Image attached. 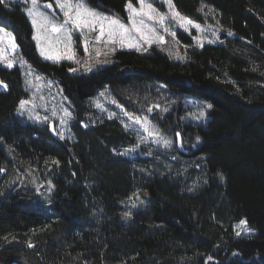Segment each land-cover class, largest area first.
I'll return each mask as SVG.
<instances>
[{
    "label": "trees",
    "instance_id": "trees-1",
    "mask_svg": "<svg viewBox=\"0 0 264 264\" xmlns=\"http://www.w3.org/2000/svg\"><path fill=\"white\" fill-rule=\"evenodd\" d=\"M87 1L126 18L129 0ZM173 1L197 21L211 5L233 34L197 46L180 31L186 61L156 46L120 49L107 66L73 73L68 62L37 54L23 5L0 0V23L36 69L61 82L74 113V139L24 121L23 75L0 66V264H264V0ZM105 85L131 111L163 90L209 102L201 123L153 116L162 129L198 139L187 156L203 169L186 176L174 154L157 149L151 157L122 153L141 135L90 105ZM136 195L144 202L126 219ZM241 220L255 232L238 236Z\"/></svg>",
    "mask_w": 264,
    "mask_h": 264
},
{
    "label": "rangeland",
    "instance_id": "rangeland-1",
    "mask_svg": "<svg viewBox=\"0 0 264 264\" xmlns=\"http://www.w3.org/2000/svg\"><path fill=\"white\" fill-rule=\"evenodd\" d=\"M8 5H14L21 3L23 11L26 13V9L31 7V0H3ZM75 2V0H73ZM89 7L95 9L96 11L103 13L105 15H115L117 16L122 22L125 24L129 23L128 20V10L126 8V18H122L114 13L107 12L103 9L98 7L91 6L88 1L86 0ZM132 5L136 8H139L140 5L138 0L130 1ZM154 8L158 9L161 13L168 12V5L166 0H148ZM51 4V8H45V4ZM129 2H127L128 4ZM126 4V5H127ZM173 4L175 5L174 1ZM39 5L42 11L46 12L49 16L53 17L58 22L64 19L62 12L56 5V0H39ZM175 9L178 8L175 5ZM179 11V10H178ZM180 12V11H179ZM181 13V12H180ZM203 13L204 19L202 21H197L189 16L190 19L195 21L196 23L200 24L203 31H199L194 27H191L190 30L186 31L183 28L178 27L174 22L166 21L165 27L170 29V32H175V37L170 34H166L161 29L160 25L156 21H151L150 26L155 27L156 33L158 35H162L164 37L163 43H152L148 45L144 43L140 51H147L151 47H159L161 50L166 52L171 58L175 60L186 61L188 59L187 48L189 45L184 43L180 37L179 32H185L188 36L191 37L193 44L197 46H201L197 43L196 37H199L203 41L204 45H212L218 44L221 42L222 34L231 32L230 30L226 29L224 25L221 23L220 14L219 12L212 7L211 5H204L203 6ZM182 14V13H181ZM27 15V14H26ZM184 15V14H182ZM186 16V15H184ZM30 23L31 18L27 15ZM32 25V24H31ZM9 25H5L4 23H0V29H4L6 32H10L15 37V42L18 45V49L15 53H11V57L14 58L15 64L13 67L9 68L3 62H0V66L8 69H13L18 67L21 74L24 78V84L26 89L29 92L28 98L24 100H35L36 107L34 111H30L32 109V105H26L24 109H20V105L18 108V115L21 119L27 122L37 123L40 125H50L53 127L56 133H58L61 137L74 139V135L71 129V123L73 121V110H72V101L70 97L65 93L64 87L62 86L61 82L46 73H43L36 69L26 58L24 53L21 50L20 45L17 43L16 36L14 31ZM33 34L32 38L35 42L37 54L44 60L54 62V63H61V62H68L71 66L70 69H77L76 71H71L73 73H82V72H90L96 69H100L104 66H107L111 62L114 61V53L120 49H135V48H128V47H120L118 44H110L107 47L104 45L103 40L100 44H94V38L98 34L97 32H84L80 33L76 30L72 31V43L70 45L71 51L75 53V60L67 59V52L60 44H55L51 49V54L53 56L60 55L62 58L59 61L53 59H46L44 56L40 54V48L37 45V41L34 39L36 36V29L32 25ZM232 33V32H231ZM233 34V33H232ZM138 35V34H137ZM88 39L89 46H88V53L84 51V40ZM216 40L215 43H209L208 41ZM64 43H67L65 40ZM99 49L101 51V55L99 57L96 56L95 50ZM114 49V50H113ZM137 50V49H135ZM80 61V63H76V61ZM21 61H26L27 63H21ZM85 61H88L89 67L91 70H86L85 68ZM36 76L41 77L39 81L36 80ZM0 81H2L0 79ZM28 81L32 83L29 84ZM6 84L4 81H2ZM7 85V84H6ZM2 86H0V91H6ZM103 93V95H101ZM35 94V95H34ZM111 88L108 85H105L101 88L97 93L90 98L89 103L94 108L97 109L101 113H105L110 117H119L122 119L124 125L131 129L135 130L140 133L141 135V142L137 146H130L122 149V153L129 154V155H137L141 154L142 156L151 157L153 154L154 149L159 150L160 152H168L170 155L174 154L171 157V161L179 162V169L183 174L189 176L190 169L192 168H201L203 169V165L201 162L197 160H189L188 154H192L193 148L196 147V143L192 142L190 138L185 137L179 130L176 129H162L157 121L153 119V116L165 118L168 114H172L174 119H180L183 122H192V123H201L208 119V111L211 107L209 102L203 101L198 97L190 94L179 95L172 93L171 91H162L158 101L152 103L149 106H143L138 108L136 111L128 110L127 107L120 104L115 97L113 96ZM115 101V103L113 102ZM97 104L101 105L102 107H98ZM67 110L71 113V116L64 117V110ZM53 111L56 112V115L53 116ZM203 112L204 115L201 116L200 113ZM131 114L132 117H147L148 121L150 122V129L157 132L158 136H149L148 131H146L143 127V120L140 123H136L134 119L130 118L129 115ZM111 114V115H110ZM39 115L40 117H48L47 120H37L35 117ZM61 117H64V122H61ZM170 141V144L165 145L160 138ZM144 138V139H142ZM152 145L153 148L150 151L143 152L142 148L144 146ZM148 150V149H147ZM196 179L193 177V181L195 182ZM43 192V191H42ZM46 194V193H44ZM144 202V198L141 195H136L130 198L126 203V213L128 215H124L127 219L131 213V211L136 210L138 207L142 205ZM241 222V221H240ZM238 222L236 224V233H239L238 236H247L253 234L255 231L250 225L247 223L246 227L248 231L244 230L245 226L237 227Z\"/></svg>",
    "mask_w": 264,
    "mask_h": 264
},
{
    "label": "snow or ice",
    "instance_id": "snow-or-ice-1",
    "mask_svg": "<svg viewBox=\"0 0 264 264\" xmlns=\"http://www.w3.org/2000/svg\"><path fill=\"white\" fill-rule=\"evenodd\" d=\"M168 5V12L161 13L158 9L154 8L148 0H138L140 5L136 8L129 3L126 5L128 10L129 23L125 24L117 16L105 15L92 9L88 6L86 0H56V5L62 12L64 19L60 22L49 16L46 12L42 11L39 5V0H31V7L26 9V14L31 18V24L36 29V36L34 39L37 41V45L40 48V54L46 59H53L59 61L62 57L60 55L53 56L51 49L55 44H60L67 54V59L75 60V53L71 51L70 45L72 43V31L76 30L80 33L84 32H97L98 34L94 38V44H100L103 40L104 45L107 47L110 44H118L120 47L141 49L144 43L151 45L152 43H163L164 37L156 33L155 27L150 26L151 21H156L160 25L164 33L170 34L175 37V32H170V29L165 27L166 21L174 22L178 27L188 31L191 27L196 28L199 31H203L200 24L196 23L187 16L182 15L178 10L175 9L173 0H166ZM45 8H51L52 5L45 4ZM103 7V5H101ZM138 34V35H137ZM231 36L232 33L228 32ZM197 43L203 46V41L199 38H195ZM67 43H64V41ZM209 43H215L216 40L208 41ZM89 41L85 38L84 40V51L88 53ZM18 49V45L15 42V37L12 33L6 32L4 29H0V62H3L7 67L11 68L15 64L14 58L11 57V53H15ZM114 50V49H113ZM95 54L99 57L102 53L97 48ZM26 64V61H21ZM80 63V61H76ZM86 70H91L88 61H85ZM77 69H69V71H76ZM42 79L36 76V80ZM31 84V81H28ZM0 86L7 89V85L0 81ZM35 95V94H34ZM103 95V93H101ZM115 103V101H113ZM32 105L30 111H34L36 104L35 100H22L20 101V109H24L26 105ZM98 107H102L97 104ZM211 107V105H208ZM53 116L56 112L53 111ZM127 114V113H126ZM111 115V114H110ZM136 123H140L143 120V127L148 131L149 136H158L159 134L154 130L150 129V122L147 117H132ZM204 115L203 112L200 113ZM71 116V113L64 110V117ZM64 117H61V122H64ZM37 120H47L48 117H35ZM86 127V125H85ZM144 139V138H142ZM165 145L170 144V141L160 138ZM125 215H128L126 213ZM247 221L241 220L237 227L245 226L244 230L248 231ZM239 235V233H237ZM31 246V244H30Z\"/></svg>",
    "mask_w": 264,
    "mask_h": 264
},
{
    "label": "water",
    "instance_id": "water-1",
    "mask_svg": "<svg viewBox=\"0 0 264 264\" xmlns=\"http://www.w3.org/2000/svg\"><path fill=\"white\" fill-rule=\"evenodd\" d=\"M240 257H241V256H240ZM208 260H212V261H214V259H213L212 257H209V258L206 260V262H207Z\"/></svg>",
    "mask_w": 264,
    "mask_h": 264
},
{
    "label": "bare ground",
    "instance_id": "bare-ground-1",
    "mask_svg": "<svg viewBox=\"0 0 264 264\" xmlns=\"http://www.w3.org/2000/svg\"><path fill=\"white\" fill-rule=\"evenodd\" d=\"M236 253L240 255L239 252H236ZM240 256H241V255H240ZM240 258L242 259V256H241ZM257 258H258V257H257ZM242 261H245V260L242 259ZM247 261H250V260H247Z\"/></svg>",
    "mask_w": 264,
    "mask_h": 264
}]
</instances>
